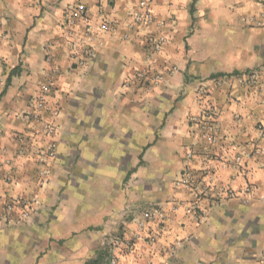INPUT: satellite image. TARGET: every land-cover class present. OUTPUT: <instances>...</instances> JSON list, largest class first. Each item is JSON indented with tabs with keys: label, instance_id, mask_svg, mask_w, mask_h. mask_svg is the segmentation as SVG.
<instances>
[{
	"label": "crops",
	"instance_id": "crops-1",
	"mask_svg": "<svg viewBox=\"0 0 264 264\" xmlns=\"http://www.w3.org/2000/svg\"><path fill=\"white\" fill-rule=\"evenodd\" d=\"M80 3V34L86 22L113 27L95 32L83 64L62 35ZM140 6L153 24L133 21ZM146 70L164 83L142 86ZM202 87L218 111L217 143L191 124ZM33 111L55 122V135L22 118ZM47 144L56 156L40 184ZM0 153L14 161L2 195L39 201L28 221L0 223V264H106L104 237L148 205L166 212L157 242L142 241L122 264H264V0H0ZM188 170L213 185L211 197L196 201L177 183ZM227 186L240 195L226 198Z\"/></svg>",
	"mask_w": 264,
	"mask_h": 264
},
{
	"label": "built area",
	"instance_id": "built-area-1",
	"mask_svg": "<svg viewBox=\"0 0 264 264\" xmlns=\"http://www.w3.org/2000/svg\"><path fill=\"white\" fill-rule=\"evenodd\" d=\"M87 8L83 4H75L69 8L67 12L66 21L63 25V39L70 47L73 57H76L81 48L80 63L83 64L87 59L93 57L94 52L98 48V45L94 44L93 38L97 31H110L113 29L111 23L108 21H102L98 27L92 25L91 22L84 24L83 33L80 34L77 31V26L80 22L86 20ZM133 21L141 25H151L154 23V15L145 6H140L132 13ZM95 27V28H94ZM127 38V36H125ZM160 48V44L157 43L156 49ZM141 82L142 86L148 89L161 86L165 79L164 76L151 72L150 70L141 71L136 76ZM249 79L257 82V75H248ZM125 86H130L131 81L127 80L124 83ZM52 90L51 81H47L41 85L39 94L35 97L34 107L38 110H42L47 106V96ZM198 98L201 103V112L199 115L191 118V124L194 125L199 131H201L203 137L211 142L217 143L219 141V123H218V111L215 105L206 101L208 93L206 88L202 87L198 91ZM60 113L57 109H52L51 115L53 118ZM26 121H40L41 130L43 133L49 136H53L57 132V126L53 120H43L42 115L38 111H33L22 116ZM193 153H188V159H192ZM56 149L54 144H47L38 153V162L41 165L38 171V177L40 184H44L48 179L49 169L48 162L50 159L55 158ZM13 158L5 153L1 156L0 153V184H10L13 182ZM242 163L243 158L240 155H235L233 159V165ZM224 166H228L224 162ZM181 186L191 191L196 201L199 198L208 199L212 196L213 185L202 184L197 185L193 179L191 172L185 171L181 177L177 180ZM254 190V186L247 185L242 189L241 193H250ZM223 195L226 198L238 197L236 189L231 186L224 187L222 189ZM260 200L264 203V179L260 185ZM39 201L35 196H15L8 197L2 195L0 185V223L7 225H14L28 221L36 212ZM133 216H129L126 220V224L121 227L116 233L108 234L104 237L103 243L105 244L104 257L106 264H122L123 260L134 254L137 246L142 241L148 244H154L157 242L158 235L161 232V228L164 220L166 219V212L161 206L148 205L135 211ZM151 223H156L157 228H151ZM264 261V250L262 254Z\"/></svg>",
	"mask_w": 264,
	"mask_h": 264
},
{
	"label": "trees",
	"instance_id": "trees-1",
	"mask_svg": "<svg viewBox=\"0 0 264 264\" xmlns=\"http://www.w3.org/2000/svg\"><path fill=\"white\" fill-rule=\"evenodd\" d=\"M192 11H193V8H192ZM18 72H19V68L16 67V68H14V69L10 72V76H12V75H14V74H16V73H18Z\"/></svg>",
	"mask_w": 264,
	"mask_h": 264
}]
</instances>
